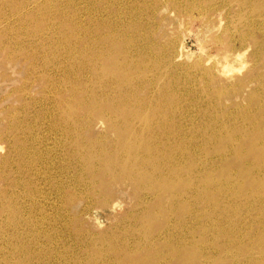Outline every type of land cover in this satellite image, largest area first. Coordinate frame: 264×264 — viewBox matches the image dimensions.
Masks as SVG:
<instances>
[{
    "label": "rangeland",
    "instance_id": "obj_1",
    "mask_svg": "<svg viewBox=\"0 0 264 264\" xmlns=\"http://www.w3.org/2000/svg\"><path fill=\"white\" fill-rule=\"evenodd\" d=\"M142 1H0V264H132L131 257L143 259L140 251H155L156 246L163 250L167 260L163 263L167 264L173 257L198 264H264V196L257 194L254 178L248 170L241 171L242 162L227 145L238 142L243 145L236 147L242 148V154L249 151L244 139L253 133L254 125L237 105L245 107L247 93L258 89L253 78H264L263 61L252 45L253 39H263L264 0H247L245 7L231 0L227 8L220 0ZM113 2V7L122 10L119 19L130 30L134 28L139 46L145 51V45L155 41L171 61L158 62L155 73L141 74L143 85L135 80L141 64L133 71L129 89L140 84L136 96L149 105L130 116L185 124L191 145L186 139L173 142L172 126L160 127L155 135L138 130L135 140H127L130 130H110L98 117L88 125L87 115L80 109L74 117L78 121L63 118L62 111L77 108L74 99L83 104L89 95L85 89L92 87V76L83 51L79 52L86 40L93 43L103 35L98 34L99 26L104 25L100 15L103 20L114 19L109 15ZM86 29L93 30L86 33ZM141 34L149 38V44ZM243 51L238 61L228 56ZM130 58L135 65V53ZM223 66L229 73L219 71ZM202 71L211 75L210 84ZM236 78L240 84L233 90ZM171 84L177 86L171 90ZM218 91L224 94L215 101L210 95ZM211 101L225 108L224 133L217 134L215 127L205 129L204 124L213 121L210 113H215ZM107 107L101 103L96 108ZM171 110L174 112H168ZM135 124L138 129L139 123ZM259 129L264 130L263 126ZM139 141L152 145L141 152L145 156L141 164L149 163L145 169L164 174L179 169V175L173 174L168 178L172 182L164 185H172V193L187 189L178 204L169 205L167 198L149 192L148 185L122 176L127 162L119 155L141 144ZM174 144L184 148L186 154L181 158L175 159L181 154L173 151ZM114 163H120L118 170L103 171L105 165ZM189 163H194L192 188H187L183 172ZM261 169L264 179V165ZM225 172L234 182H242L239 196L229 187L220 193L215 184L201 180L206 173ZM250 190L253 196L246 200ZM210 201H217L218 207H210ZM186 205L188 215H184ZM181 247L184 252L177 253H186L185 257L171 253Z\"/></svg>",
    "mask_w": 264,
    "mask_h": 264
},
{
    "label": "bare ground",
    "instance_id": "obj_2",
    "mask_svg": "<svg viewBox=\"0 0 264 264\" xmlns=\"http://www.w3.org/2000/svg\"><path fill=\"white\" fill-rule=\"evenodd\" d=\"M1 1V0H0ZM9 1V0H8ZM123 2V0H121ZM130 1V0H129ZM135 1V0H134ZM144 1V0H143ZM142 1V2H143ZM163 1V0H162ZM174 1V0H173ZM192 1V0H191ZM194 1V0H193ZM210 1V0H209ZM231 0H220V3L222 6H226V8L229 6ZM239 1V4L242 7H245V5H247V0H237ZM6 2V1H5ZM16 2V1H14ZM120 2V1H119ZM139 2V1H138ZM177 2V1H176ZM190 2V1H189ZM133 3V2H132ZM150 3V2H149ZM163 3V2H162ZM3 4V3H2ZM111 4V3H110ZM119 4V3H118ZM121 4V3H120ZM153 4V3H152ZM161 4V3H160ZM177 4H179L177 2ZM181 4V3H180ZM190 4V3H189ZM7 5V4H6ZM11 5V4H10ZM34 5V4H33ZM88 5V4H87ZM97 5V4H96ZM113 5H116L115 2L112 3V7L109 9V15H113L112 21L109 18H105L103 20L102 15H100V20L101 23L104 22V25H100V31L98 32V34H103L102 36H96L97 39L94 40L93 43H88L89 41L86 40L84 43L85 48L82 47V49L80 50L79 53H81V55H83L86 60H87V66L88 69L91 73V80L89 81L92 84V87H89L90 89H85V91H87L89 94L88 97L85 99L84 103L81 104V102H77L78 100H73V103L77 108H70L66 109L65 112L62 111L63 115L65 114L66 117L63 116V118H68L69 120H72L73 122H75V120H79L77 117H75V115H78L77 113H79L80 110L85 111V114L87 115V122L88 125L90 124L91 120L93 117H98L101 120H105V123L107 125V127L110 130H122L127 132L126 138L127 140H135L136 135H138V130L140 131V133L142 132H146L147 134L150 135H155V133L158 131L157 129H160V127H169L172 126L171 129L169 127V132H172V135H170V138L172 139V141L174 142L173 139H183L187 141L186 144L189 143V145H191L193 143L192 137L189 136L188 137V133L189 131L185 130L186 126L184 125H179L176 124L175 121L170 120L167 123L161 124V122L152 120L150 122V119L146 120L143 117H138L140 114H135L137 115L136 117H131L130 115H134V113L137 112H141V110H144L146 108H144V106H148V102L143 99V98H139L136 96V93H138L139 91L136 89L138 88L137 85L136 88L135 87H131L129 89V85L130 83L133 81V71L137 70V68L139 67V65L141 64V69L138 72V74H135L136 76V81L137 82H142V85L144 84L143 82V76H141V74H146L147 71H157L158 67L157 64L158 62H162L163 64H167L169 58L167 56V51L164 53L163 51H161V49H159L156 45H154L155 43H151L150 45H145L148 49V51H146V47L144 48L145 52L141 46H139V42L136 41L137 38H135L136 34L134 31V28L132 30H130L128 28V24H126V22H123L121 19H119V17H121V11L120 9H116V7ZM128 5V3H127ZM136 5V4H135ZM139 5V4H138ZM191 5V4H190ZM19 6V5H18ZM22 6V4H21ZM31 6V5H30ZM121 6V5H120ZM126 6V5H124ZM123 6V7H124ZM145 6V5H144ZM189 6V5H188ZM187 6V7H188ZM193 6V5H192ZM11 7V6H10ZM129 7V6H128ZM133 7V5H132ZM154 7H159V6H154ZM172 7V6H171ZM177 7V6H176ZM179 7V6H178ZM3 8V7H2ZM7 8V7H6ZM100 8V7H99ZM99 8L97 7V12L99 11ZM131 9V7H129ZM148 8V7H147ZM225 8V9H226ZM10 9V8H9ZM29 9V8H28ZM128 9V8H127ZM138 9V8H137ZM141 9V8H140ZM176 9V8H175ZM15 10V9H14ZM13 10V11H14ZM136 10V8H135ZM143 10V8H142ZM149 10V9H148ZM151 10V9H150ZM149 10V11H150ZM154 10V8H153ZM152 10V11H153ZM5 11V10H4ZM86 11V10H85ZM106 11V9H105ZM129 11V10H128ZM127 11V12H128ZM131 11V10H130ZM138 11V10H137ZM156 11V10H155ZM16 12V11H15ZM133 12V11H132ZM154 13V12H153ZM152 13V14H153ZM249 13H251V11L249 10ZM23 14V13H22ZM129 14V13H128ZM136 14V13H135ZM142 14V13H141ZM1 15V14H0ZM11 15V14H10ZM25 15V14H24ZM108 15V14H107ZM125 15V14H124ZM127 15V14H126ZM131 15V14H130ZM132 15H134L132 13ZM149 15V14H148ZM4 16V15H3ZM135 16V15H134ZM141 16V15H138ZM137 16V17H138ZM152 16V15H151ZM154 16V15H153ZM251 16V15H250ZM256 16V15H255ZM6 17V16H4ZM105 17V16H104ZM143 17V16H142ZM141 17V18H142ZM8 18V16H7ZM12 18V16H11ZM14 18V16H13ZM22 18V17H21ZM25 18V17H24ZM132 18V17H131ZM130 18V19H131ZM134 18V17H133ZM136 18V17H135ZM145 18V17H144ZM2 19V18H1ZM18 19V18H17ZM20 19V18H19ZM153 19V17H152ZM3 20V19H2ZM15 20V19H14ZM126 20V19H124ZM133 20V19H132ZM136 20V19H135ZM139 20V19H138ZM145 20V19H144ZM143 20V21H144ZM148 20V19H147ZM249 20H252V18L250 17ZM264 20V19H263ZM5 21V20H4ZM9 21V20H8ZM25 21V20H24ZM27 21V20H26ZM134 21V20H133ZM22 22V21H21ZM154 22V21H153ZM17 23V22H16ZM20 23V20H19ZM121 23H123L124 25H122ZM1 24V23H0ZM81 24V23H80ZM148 24V23H147ZM153 24V23H152ZM151 24V25H152ZM140 25V23H139ZM154 25V24H153ZM158 25V24H157ZM251 25V23H250ZM6 26V25H5ZM87 26V25H86ZM145 27V25H143ZM228 26V25H227ZM230 26V24H229ZM88 27V26H87ZM142 27V25H141ZM148 27V26H147ZM154 27V26H153ZM98 28V27H97ZM140 28V27H139ZM152 28V27H151ZM230 28V27H229ZM237 28V27H236ZM261 33H262V37L263 39L261 41L253 39V46H254V50L256 51L255 54L258 56V58H260L263 61V66H264V26L261 27ZM136 29V28H135ZM150 29V27H149ZM155 29V28H154ZM228 29V28H227ZM93 29L90 30H85L86 33L91 32ZM140 30V29H139ZM138 30V31H139ZM231 30V28L229 29V31ZM144 31V30H143ZM237 31V30H236ZM142 33V32H141ZM237 33V32H235ZM84 34V33H83ZM144 34V33H143ZM149 34V33H148ZM246 34V33H245ZM150 35V34H149ZM148 35V36H149ZM230 35V34H229ZM236 35V34H235ZM241 36V35H240ZM141 37H143V39H145V44H149V38L143 36L141 34ZM243 35H242V40H243ZM245 38V37H244ZM141 39V38H140ZM155 39V38H154ZM232 39V38H231ZM240 39V38H239ZM142 40V39H141ZM153 41V40H152ZM151 41V42H152ZM142 42V41H141ZM160 42V41H159ZM232 42V40H231ZM143 43V42H142ZM168 43V42H167ZM157 44V43H156ZM162 44V43H161ZM236 44V43H235ZM245 44V43H244ZM169 45V44H168ZM171 45V43H170ZM242 45V43H241ZM234 46V43H233ZM248 46V45H247ZM164 47V46H163ZM171 47V46H170ZM243 48V47H242ZM19 49V48H18ZM165 49V48H164ZM248 49V48H247ZM247 49H244L247 50ZM171 50V48H170ZM252 50V49H251ZM243 52L239 53V52H234L232 54H228V56L230 58H233L234 61H238L240 60L241 56L243 55ZM230 52V51H229ZM246 52V51H245ZM251 52V51H250ZM135 53L136 55V64L132 65V61L133 58H130L131 54L133 57V54ZM80 55V54H79ZM175 56V55H174ZM177 56V55H176ZM170 57V56H169ZM71 58V57H70ZM83 59V57H81ZM254 58V57H253ZM256 58V57H255ZM172 59V58H171ZM174 59V58H173ZM80 61V60H79ZM83 61V60H82ZM170 61V60H169ZM85 62V61H84ZM171 62V61H170ZM31 63V62H30ZM83 63V62H82ZM85 64V63H84ZM178 65V64H177ZM79 66V65H78ZM174 66V65H173ZM214 66V65H213ZM168 67V66H167ZM198 68V67H197ZM240 68V67H239ZM238 67H236V69H239ZM31 69V68H30ZM79 69V68H78ZM234 69V67H233ZM234 69V70H236ZM36 70V69H35ZM204 70V69H203ZM86 71V70H85ZM200 71V69H199ZM219 71L221 73L227 74V72L229 73L230 69L223 67L219 68ZM30 72V71H29ZM88 72V71H87ZM202 72H206V71H202ZM212 72V71H211ZM32 73V71H31ZM81 73V72H80ZM164 73V72H163ZM203 73V74H204ZM34 74V73H33ZM89 74V73H88ZM87 74V75H88ZM201 74V73H200ZM206 76L204 78H206L207 84H210L212 81V77L211 75H209V73H205ZM66 75V74H65ZM169 75V74H168ZM171 76V74H170ZM173 76V75H172ZM171 76V77H172ZM192 77V76H191ZM195 77V76H193ZM135 78V77H134ZM196 78V77H195ZM154 80V78H152ZM254 81L256 82V86L258 87V89L255 90H251L247 93V105L245 107L239 106L237 105V109H240L239 111L241 113H243L244 116H247V120L248 122H252L253 123V133L249 136L246 137L244 139L245 145L247 144L249 151L245 154H242V148H236V147H242L243 145H238L237 143H227V145L234 151V154L236 156V159L239 160V162L241 163L240 168L241 171L243 173H246L248 170V175L252 176L254 178V185L256 187H258V191L257 194H259L260 196H264V179L260 176V174L262 173L261 171L263 169L262 165H264V130H260L259 127L263 126L264 128V78L261 80L260 76H255ZM31 80V79H30ZM172 80H174V76L172 78ZM203 80V79H202ZM205 80V79H204ZM239 80V81H238ZM249 80V78L247 79ZM152 82V81H151ZM154 82V81H153ZM192 82V81H191ZM197 82V81H196ZM220 82V81H219ZM235 87L233 88V90H236L238 87V84H240V78H236L235 81ZM206 83V82H205ZM136 84V83H135ZM178 84V83H177ZM177 84H171L169 87L172 89L177 86ZM204 84V83H203ZM65 85V84H64ZM206 85V84H204ZM62 88V87H61ZM88 88V87H87ZM126 88H128L129 90H127ZM246 88V87H245ZM171 89V90H172ZM165 90V89H164ZM179 90V89H178ZM91 91V92H89ZM149 91V90H148ZM176 92V91H175ZM199 93H202L203 90L199 89L198 90ZM197 92V94H198ZM206 92V91H205ZM152 93V92H151ZM177 93V92H176ZM224 94V91H218L217 93H214L212 95H210V97H213V100H217L219 98H221V96ZM141 95V94H140ZM205 95V94H204ZM166 96V95H165ZM203 96V95H202ZM157 97V96H156ZM183 97V95H182ZM237 97V96H236ZM89 98H92L91 100H89ZM202 98V97H199ZM72 100V99H71ZM182 100V99H181ZM212 100V101H213ZM225 100V99H224ZM189 101V100H188ZM205 101V100H203ZM208 101V100H207ZM210 101V100H209ZM211 101V105L212 108L215 110V113L213 115V113H210V117L213 119L212 123L210 122H206L205 125V129L208 130H215V132L217 134L219 133H224L225 132V128H224V119H226L225 116L226 115V111L223 105L216 103V102H212ZM201 102V101H199ZM101 103H107V108H105V110H101V109H97L96 107L101 104ZM134 103H137L138 107H134ZM193 103V102H192ZM197 103V102H196ZM206 103V102H205ZM224 103V102H223ZM71 104V102H70ZM151 104V103H150ZM210 104V103H209ZM31 105V104H30ZM178 105V104H177ZM188 105V104H187ZM201 105V104H200ZM199 105V106H200ZM206 105V104H205ZM40 106V105H39ZM45 106V105H44ZM151 107V106H150ZM197 108V107H196ZM231 108V107H230ZM80 109V110H79ZM149 111V110H148ZM190 111V110H189ZM173 113L174 111H168ZM213 112V110L211 111ZM132 113V114H130ZM145 114V113H144ZM230 114V113H228ZM15 115V114H14ZM208 116V115H207ZM89 117V118H88ZM156 117V116H155ZM241 118V117H239ZM257 118V120H255ZM203 119V118H202ZM217 119L219 120V122L217 121ZM11 120V119H10ZM175 120V118L173 119ZM182 120V119H181ZM206 121V120H205ZM139 123V127L134 128L133 126L136 125L135 123ZM234 125V124H233ZM155 126V127H154ZM230 126V125H229ZM159 127V128H158ZM203 127V126H202ZM215 127V128H214ZM17 129V128H16ZM134 129V133H132ZM166 130V129H165ZM172 130V131H171ZM176 130V131H174ZM185 130V131H184ZM192 132V130L190 131V133ZM62 133V132H60ZM132 133V136L131 134ZM145 133V134H146ZM209 135L214 134L213 137H215V133L214 131H208ZM237 133H235L236 135ZM240 134V133H239ZM76 135V134H75ZM234 135V136H235ZM12 138V137H11ZM138 138V136H137ZM156 138V137H155ZM231 138V137H230ZM211 141V140H210ZM22 142V141H20ZM141 142V141H139ZM172 142V143H173ZM160 143V142H159ZM169 143V142H168ZM185 143V142H184ZM144 145L145 147H142L140 145ZM133 145V147L131 148V150L126 151L125 153H123V155H119L120 157H122L124 159V162H127L125 165V169L123 170V177H127L128 179L132 180L134 183L136 184H140V185H148V191L150 192H157L159 197L162 198H167L168 199V203L169 205L174 204V202H176L178 204V202L181 200V198L185 195H187V189H185L183 192H176V193H172L170 188L172 187V185L167 188V186H164L168 181H170L171 179L168 178H173V174L179 175V169H174L173 174L172 173H160L159 170H156V172L153 170H147L145 169L147 167V165L149 163L145 162L144 166L143 164H141V160L145 159V156L141 155V152L150 150V148L152 147V145H145V142H141ZM184 146V145H183ZM12 147V146H11ZM141 148H144V150L139 151ZM172 148V147H171ZM174 148L173 151H177L178 154L181 155H175V159H177L178 157L181 158V156H184V154H186L184 152V148L182 150L181 147H178L174 144ZM93 149V148H91ZM138 150V151H137ZM228 151V150H227ZM226 151V152H227ZM20 152V151H19ZM91 152V151H90ZM175 153V154H177ZM220 154V153H219ZM222 154V153H221ZM225 154V153H224ZM242 154V155H241ZM141 155V156H140ZM189 155V154H188ZM190 156V155H189ZM212 156V155H211ZM249 157V158H248ZM140 158V160H139ZM154 158V156L152 157ZM191 158V156H190ZM252 162H251V159ZM220 159V158H219ZM245 160H247V162L245 163ZM77 161V159H76ZM154 161V160H153ZM155 162V161H154ZM219 163V162H218ZM244 164H249L247 166H245L246 168H244ZM118 165L119 167L121 166L120 163H114V164H108L105 165V167L103 168V171H109L111 169H116L118 170ZM143 165V166H142ZM173 165V164H172ZM142 166V167H141ZM155 166V164H154ZM92 167V166H91ZM164 167V166H163ZM149 169L151 167H148ZM109 169V170H108ZM147 170V172L145 171ZM233 171V170H232ZM185 174V180L187 181V188H192L194 185V176L192 175V173L194 172V163H189L187 168H185V171H183ZM166 173V172H165ZM226 174H214L211 175L209 173H206L201 180L203 181V183H212L215 184V188H217L219 190V192L221 193V190L224 187H229L231 188V193L234 194L235 196H239L238 192H240V187L243 185L242 182H238V180L236 182H234V178L231 177L227 172H225ZM233 173V172H232ZM4 174V173H3ZM170 174H172V177L169 176ZM173 180V179H172ZM238 182V183H237ZM253 183V181H251ZM175 185V184H174ZM225 185V186H224ZM138 186V185H137ZM232 186V187H231ZM233 188V189H232ZM146 189V188H145ZM143 190V189H142ZM200 191H197V194H199ZM247 192H251L247 194V198H250L253 196V192L252 190L247 191ZM191 194V193H190ZM218 195H220L219 193H216ZM189 195V194H188ZM255 195V194H254ZM258 196V195H257ZM258 196V197H260ZM249 202V201H248ZM192 205V203H189V207ZM208 205L212 208H215L216 206L218 207V202H208ZM249 203H244L243 206H249ZM184 210V215L185 214H190V210L187 207V205L185 206V208L183 207ZM187 214V215H188ZM148 222V221H147ZM149 228H151V222L149 223ZM204 228V227H203ZM204 230V229H203ZM202 230V231H203ZM195 232V231H194ZM191 234V233H190ZM257 238V237H256ZM150 240V238H149ZM154 240V239H153ZM234 240V239H231ZM239 240V239H238ZM152 241V240H151ZM157 243H160V241L158 240H154ZM235 241V240H234ZM190 242V241H189ZM231 242V241H230ZM227 243V242H226ZM234 243V242H233ZM164 243H160V245H163ZM230 245V244H229ZM262 245V244H261ZM158 247V250L155 251H151L148 252L146 250H142L140 251L141 253H143V255H145V258L141 259V258H133L131 257V262L132 264H167V263H163L164 260L166 258L165 255H162V251L161 247L159 249V246H156L155 248ZM225 248V247H224ZM178 251H183L184 252V248H177L175 250H173L171 253H175L177 256H182L185 257L186 253L183 252H179ZM149 255V256H148ZM185 255V256H184ZM180 258H175L173 257L172 261L169 262L168 264H198L195 263L194 261H189L187 259H184L182 261H180Z\"/></svg>",
    "mask_w": 264,
    "mask_h": 264
}]
</instances>
